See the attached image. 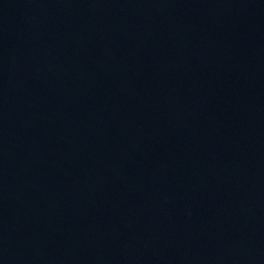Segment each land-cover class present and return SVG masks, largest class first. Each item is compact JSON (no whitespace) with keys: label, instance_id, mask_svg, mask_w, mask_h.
Returning <instances> with one entry per match:
<instances>
[{"label":"water","instance_id":"95a60500","mask_svg":"<svg viewBox=\"0 0 264 264\" xmlns=\"http://www.w3.org/2000/svg\"><path fill=\"white\" fill-rule=\"evenodd\" d=\"M0 264H264V0H0Z\"/></svg>","mask_w":264,"mask_h":264}]
</instances>
